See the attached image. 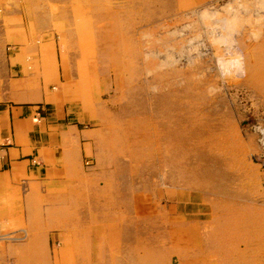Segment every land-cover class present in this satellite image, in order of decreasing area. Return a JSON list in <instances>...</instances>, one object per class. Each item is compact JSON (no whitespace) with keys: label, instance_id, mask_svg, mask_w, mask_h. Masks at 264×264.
Listing matches in <instances>:
<instances>
[{"label":"rangeland","instance_id":"obj_1","mask_svg":"<svg viewBox=\"0 0 264 264\" xmlns=\"http://www.w3.org/2000/svg\"><path fill=\"white\" fill-rule=\"evenodd\" d=\"M18 46L149 208L99 260L71 220L32 260L2 229L0 264H264V0H0V77Z\"/></svg>","mask_w":264,"mask_h":264},{"label":"crops","instance_id":"obj_2","mask_svg":"<svg viewBox=\"0 0 264 264\" xmlns=\"http://www.w3.org/2000/svg\"><path fill=\"white\" fill-rule=\"evenodd\" d=\"M15 48L7 75L0 77V230L25 226L31 233L18 247L48 249L61 237L53 229L71 220L74 227L90 228L86 236L96 260L113 231L134 244L136 229L119 221L123 213H141L149 206H144V193L128 196L127 179L107 172L103 166L112 160H98V149L110 139L107 130L82 125L59 87L50 83L46 88L44 77L25 73L21 62L12 64L20 52ZM32 52L41 57L40 47ZM106 180L118 183H109L111 189Z\"/></svg>","mask_w":264,"mask_h":264},{"label":"bare ground","instance_id":"obj_3","mask_svg":"<svg viewBox=\"0 0 264 264\" xmlns=\"http://www.w3.org/2000/svg\"><path fill=\"white\" fill-rule=\"evenodd\" d=\"M254 253V252H253ZM245 255V254H244Z\"/></svg>","mask_w":264,"mask_h":264}]
</instances>
